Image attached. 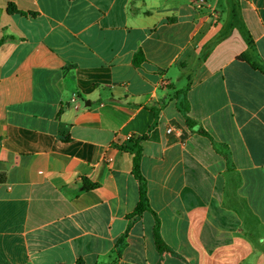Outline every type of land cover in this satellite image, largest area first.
I'll list each match as a JSON object with an SVG mask.
<instances>
[{
	"label": "crops",
	"instance_id": "1",
	"mask_svg": "<svg viewBox=\"0 0 264 264\" xmlns=\"http://www.w3.org/2000/svg\"><path fill=\"white\" fill-rule=\"evenodd\" d=\"M243 54L264 64V0H0V264H264Z\"/></svg>",
	"mask_w": 264,
	"mask_h": 264
},
{
	"label": "trees",
	"instance_id": "2",
	"mask_svg": "<svg viewBox=\"0 0 264 264\" xmlns=\"http://www.w3.org/2000/svg\"><path fill=\"white\" fill-rule=\"evenodd\" d=\"M11 11L17 12L16 9H14V10L11 9ZM247 42H248L249 46L252 47L251 39L248 37H247ZM238 59L248 62L254 70H257L264 75V64L259 65L255 62H252L247 54L241 55ZM186 95H187V89H184L183 91L179 92L177 95V97L179 99L180 109L184 113H188V111H189V103L187 101ZM187 123H188V126H190V127H193V125H194L190 119H187ZM147 137H148V135L143 136V137H141L140 140L145 141L147 139ZM134 151H135V156H134V160H133V174H134L136 180L139 182V185H140V201H139L138 206H137L133 215L140 216L143 212L150 210V206H149V201H148V197H147L146 180L144 179L142 172H141L142 147L137 146V147H135ZM88 187L93 189V188H96L97 185L91 184ZM159 228H160V223H159V220L156 219V226H155V231H154L155 242H156V246H157L158 250L164 254V253L168 252V248L165 246V244L163 243V241L160 237Z\"/></svg>",
	"mask_w": 264,
	"mask_h": 264
}]
</instances>
